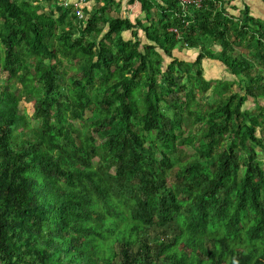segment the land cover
<instances>
[{"label": "trees", "instance_id": "1", "mask_svg": "<svg viewBox=\"0 0 264 264\" xmlns=\"http://www.w3.org/2000/svg\"><path fill=\"white\" fill-rule=\"evenodd\" d=\"M87 1L78 19L0 0V263L264 264V20L230 0H128L134 21ZM206 58L235 78H206Z\"/></svg>", "mask_w": 264, "mask_h": 264}, {"label": "rangeland", "instance_id": "2", "mask_svg": "<svg viewBox=\"0 0 264 264\" xmlns=\"http://www.w3.org/2000/svg\"><path fill=\"white\" fill-rule=\"evenodd\" d=\"M257 1L260 2L262 0H257ZM47 4L48 3H45L46 8H48V5ZM121 12L124 15H130V16H132V18L134 16L133 14H131V10L128 12V9H122L120 11V15L122 14ZM114 15H117V12L116 11H115ZM124 34H125L126 37H129V32H125ZM213 49L216 50V48H213ZM237 49H240L241 51L242 50L244 51V49H242V47L241 48L238 47ZM173 52H174V55L175 56H177V57H179V58H181L183 60L189 61V62H191V61H193L195 59V54H193L194 51H190L186 47H183V48L177 47L176 49H174ZM191 58H192V60H191ZM169 61H170V58H167L166 57L165 58V65ZM202 62H203L204 76L206 78H208V79H213V80H218V79L232 80V79L235 78V76H232L231 74H229V72L226 70V67H224L223 64L221 62H219V61H216L215 62L212 59H207L206 58V59H203ZM219 63L221 64V66H219ZM5 76L6 75L2 71H0V83L1 82H4ZM233 89L238 90V85H235ZM203 99L204 100L209 99L210 101H213L214 100V97L212 96L211 92H207L206 94L203 95ZM260 103L261 104H264V99H260ZM31 105H32V103L22 101V102H20V107H19L20 112L26 114L27 118L30 119V120H31L30 113H31V110H32ZM243 108H246V109H249V110H255L256 109V103H255V101L252 98H249L246 101V103L243 105ZM85 117L87 118V122H90V121H92L96 117V115H95V113H92V112H89L88 111V112H86ZM195 124H196L195 121H190V123L188 124L187 128L184 130V135H189L192 132V128L194 127ZM200 135H201L200 133H196V134H193V137L199 138ZM195 140L196 139H194V141ZM183 148H184V151L187 152V155H189L191 157H194V152H193L194 150H193V148H192L191 145L185 144L180 149L183 151ZM243 153L245 155H247V153L245 151H243V152L240 153V157L241 156H244ZM260 158H263V157H260ZM169 181H172V179L169 178Z\"/></svg>", "mask_w": 264, "mask_h": 264}, {"label": "crops", "instance_id": "3", "mask_svg": "<svg viewBox=\"0 0 264 264\" xmlns=\"http://www.w3.org/2000/svg\"><path fill=\"white\" fill-rule=\"evenodd\" d=\"M61 1H64V0H61ZM70 1H73V0H70ZM91 1L92 0L87 1V6H88V4L90 5L92 3ZM116 1L121 3V6L117 10H115L117 12V15L123 16V17H128V18H130L133 21L137 17L143 16V14L141 12V6H140V4L138 2H136L134 4H128L127 3L128 0H116ZM103 3H104L103 1H100V2L93 1L92 6L95 5V4L101 5ZM245 5H247L249 7V11H250L251 15H253L255 18H259V19L264 20V1L263 0L260 1V2L257 1V0H230V5L228 7V10L231 12V14L240 15L241 10L244 8ZM122 9H128V12L131 10V14L134 15L133 18L130 15H124L122 12H121L122 14L120 15V11ZM115 11H113V12L115 13ZM126 38H128V37H126ZM215 48L217 50L220 49L219 46H216ZM194 49H188V50L194 51L193 54H195V57H196L197 49H195V50ZM191 60H192V58H191ZM214 61L216 62L217 60H214ZM219 66H221L220 63H219Z\"/></svg>", "mask_w": 264, "mask_h": 264}, {"label": "built area", "instance_id": "4", "mask_svg": "<svg viewBox=\"0 0 264 264\" xmlns=\"http://www.w3.org/2000/svg\"><path fill=\"white\" fill-rule=\"evenodd\" d=\"M86 1L87 0H73V1L64 0L62 1V5L64 7H71L74 14L77 16V18L82 19L85 16V11H84L83 6ZM179 1L182 3L183 6H186L187 4H190V3H195L199 5L202 0H179ZM174 31H177V30H174Z\"/></svg>", "mask_w": 264, "mask_h": 264}]
</instances>
